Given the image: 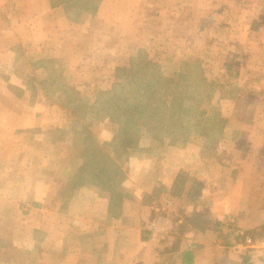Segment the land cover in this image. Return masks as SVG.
Here are the masks:
<instances>
[{
	"label": "crops",
	"instance_id": "obj_1",
	"mask_svg": "<svg viewBox=\"0 0 264 264\" xmlns=\"http://www.w3.org/2000/svg\"><path fill=\"white\" fill-rule=\"evenodd\" d=\"M182 1L0 0V264L262 259L264 123L245 119L252 110L158 131L144 119L135 143L120 107H103L128 95L135 61L180 86L196 34H181Z\"/></svg>",
	"mask_w": 264,
	"mask_h": 264
},
{
	"label": "rangeland",
	"instance_id": "obj_2",
	"mask_svg": "<svg viewBox=\"0 0 264 264\" xmlns=\"http://www.w3.org/2000/svg\"><path fill=\"white\" fill-rule=\"evenodd\" d=\"M182 3L181 10L185 14L191 13L192 20L182 17L179 26L184 32L180 31L186 34L185 27H188V32L195 29V37L188 39L192 45L187 47L193 51L187 56L188 62L183 64L182 77H176L172 82L179 81L180 86L170 90L172 86L166 85L165 94L176 93V100L171 99L167 105L165 122L152 120V127L158 131L166 121L174 126L180 116L186 124H211L212 118L205 120L209 114H213V118H227V110H235L238 106L252 110L254 117L246 116L247 121L254 123L256 120L258 123L262 120L263 124L264 0H183ZM153 8L150 5L151 14L156 11ZM160 9L157 12H161ZM185 36H182V43ZM164 64L167 66L166 62ZM164 72L168 74L169 69L165 68ZM121 103L122 100L109 101L103 103V107L116 111ZM255 103L259 107L253 111ZM188 109L190 112L186 111ZM216 118L214 124H220ZM146 123L143 124L146 126ZM136 135H133L132 142L136 143Z\"/></svg>",
	"mask_w": 264,
	"mask_h": 264
},
{
	"label": "trees",
	"instance_id": "obj_3",
	"mask_svg": "<svg viewBox=\"0 0 264 264\" xmlns=\"http://www.w3.org/2000/svg\"><path fill=\"white\" fill-rule=\"evenodd\" d=\"M128 77L129 92L122 98L120 106L122 114L121 129L126 139L132 141L135 130L144 119L162 123L165 119V90L163 77L159 67L151 61H135ZM151 125V124H150ZM131 129H133L131 131ZM137 137V136H136Z\"/></svg>",
	"mask_w": 264,
	"mask_h": 264
},
{
	"label": "built area",
	"instance_id": "obj_4",
	"mask_svg": "<svg viewBox=\"0 0 264 264\" xmlns=\"http://www.w3.org/2000/svg\"><path fill=\"white\" fill-rule=\"evenodd\" d=\"M238 235L244 241V244L246 246H252L254 248L256 247L255 246V241L250 235H248V234H246L244 232H239ZM258 248H261V250L262 249L264 250V241L262 242L261 247L259 246ZM256 264H264V251H263L262 259L256 260Z\"/></svg>",
	"mask_w": 264,
	"mask_h": 264
}]
</instances>
